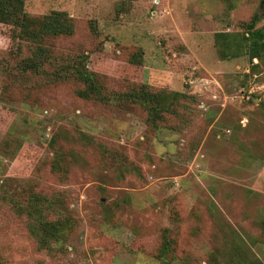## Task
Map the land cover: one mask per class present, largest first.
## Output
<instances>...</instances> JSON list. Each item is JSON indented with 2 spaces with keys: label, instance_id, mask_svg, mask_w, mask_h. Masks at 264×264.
Wrapping results in <instances>:
<instances>
[{
  "label": "rangeland",
  "instance_id": "rangeland-1",
  "mask_svg": "<svg viewBox=\"0 0 264 264\" xmlns=\"http://www.w3.org/2000/svg\"><path fill=\"white\" fill-rule=\"evenodd\" d=\"M25 9L67 15L52 58L86 65L106 96L145 84L160 109L82 98L50 63L23 71L33 47L0 22V264H264V61L246 37L264 0ZM34 195L64 201V227L44 232L40 212L60 209Z\"/></svg>",
  "mask_w": 264,
  "mask_h": 264
},
{
  "label": "trees",
  "instance_id": "trees-1",
  "mask_svg": "<svg viewBox=\"0 0 264 264\" xmlns=\"http://www.w3.org/2000/svg\"><path fill=\"white\" fill-rule=\"evenodd\" d=\"M67 15L61 11H52L50 14L44 15L42 17L31 16L27 13L25 9V0H0V22L8 23L13 25L15 29L16 38H23L28 40L33 47V55L29 58L23 60V66L21 69L27 71L28 69L45 71V65L50 63L53 64V72L56 79L62 78H72L76 82L83 85V88L78 89L77 92L82 98H93L97 101L104 103H115L120 101V104H125L128 102H140L144 107H146L150 115H155L159 111V101L158 95L150 92L148 86L141 85V87L134 91L121 93V94H107L104 95L101 91V85L97 80L96 73L87 68L86 65H82L79 61L72 63V59L67 60L64 58H52L46 46H43L48 37H56L64 34H70L73 32L72 25L67 19ZM259 21L258 14H254L250 23L247 24L248 36V48L250 59H257L259 61H264V28H258L257 22ZM136 60V57L133 58ZM101 89V90H100ZM180 92H172L174 97L179 96ZM168 95V94H167ZM170 95V94H169ZM168 96H162L160 102H164ZM175 99V98H174ZM155 103V104H154ZM39 195H34L33 199L35 204L42 205L50 211L54 207L59 208V217L56 222L44 218V212L41 211L39 215L40 225H42L44 232H50L54 234L52 230L60 227H64V221L61 219V213L66 215V210L63 209L64 201L57 200L53 206L54 201L52 199H46L44 202L40 200ZM52 198V197H51ZM18 208L22 207V204L18 203ZM57 209H55L57 211ZM70 215H68L69 217ZM57 230V231H58ZM161 264H172V262H167L163 258Z\"/></svg>",
  "mask_w": 264,
  "mask_h": 264
}]
</instances>
